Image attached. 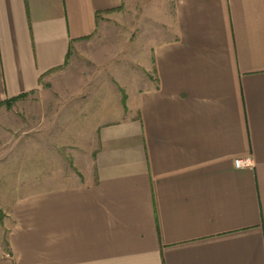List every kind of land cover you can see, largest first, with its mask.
Instances as JSON below:
<instances>
[{
    "label": "crops",
    "instance_id": "0c3cea01",
    "mask_svg": "<svg viewBox=\"0 0 264 264\" xmlns=\"http://www.w3.org/2000/svg\"><path fill=\"white\" fill-rule=\"evenodd\" d=\"M137 6L125 57L102 24ZM78 62L82 182L15 200L0 264H264V0H0V104Z\"/></svg>",
    "mask_w": 264,
    "mask_h": 264
},
{
    "label": "rangeland",
    "instance_id": "374dc122",
    "mask_svg": "<svg viewBox=\"0 0 264 264\" xmlns=\"http://www.w3.org/2000/svg\"><path fill=\"white\" fill-rule=\"evenodd\" d=\"M151 16L143 6H137L135 12L120 9L111 12L102 26L108 30L109 42L119 43V51L124 47L127 57L129 38L149 40L155 25ZM119 30L135 34L127 36ZM87 68L82 62L72 67L65 64L52 74L50 82L42 84L37 95L0 106V234L15 200L82 182L79 170L83 172L84 161L95 147V132L85 121L82 81Z\"/></svg>",
    "mask_w": 264,
    "mask_h": 264
},
{
    "label": "built area",
    "instance_id": "2783aa9c",
    "mask_svg": "<svg viewBox=\"0 0 264 264\" xmlns=\"http://www.w3.org/2000/svg\"><path fill=\"white\" fill-rule=\"evenodd\" d=\"M234 166L237 169H240V168H251L253 166V163H252L251 159H249V158H247V159H237L234 162Z\"/></svg>",
    "mask_w": 264,
    "mask_h": 264
},
{
    "label": "trees",
    "instance_id": "16d2710c",
    "mask_svg": "<svg viewBox=\"0 0 264 264\" xmlns=\"http://www.w3.org/2000/svg\"><path fill=\"white\" fill-rule=\"evenodd\" d=\"M24 97H25L24 95H21L20 97H17L15 99H12V100H9V101H5V102L1 103L0 106H2V105L8 106L12 101H16V100L22 99ZM124 102H125V97L123 96V98H122L123 106H124ZM0 222H1V217H0Z\"/></svg>",
    "mask_w": 264,
    "mask_h": 264
}]
</instances>
